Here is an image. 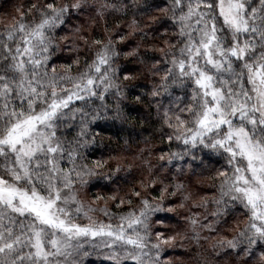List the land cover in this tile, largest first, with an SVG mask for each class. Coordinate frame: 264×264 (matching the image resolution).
Returning <instances> with one entry per match:
<instances>
[{
    "label": "snow or ice",
    "instance_id": "obj_1",
    "mask_svg": "<svg viewBox=\"0 0 264 264\" xmlns=\"http://www.w3.org/2000/svg\"><path fill=\"white\" fill-rule=\"evenodd\" d=\"M177 249L264 264V0H22L0 20V264Z\"/></svg>",
    "mask_w": 264,
    "mask_h": 264
},
{
    "label": "trees",
    "instance_id": "obj_2",
    "mask_svg": "<svg viewBox=\"0 0 264 264\" xmlns=\"http://www.w3.org/2000/svg\"><path fill=\"white\" fill-rule=\"evenodd\" d=\"M21 2L22 0H0V20H7L10 15H15V6ZM136 131L139 132V128H137ZM147 134V132L144 133V135ZM121 143H123V141H121ZM139 146L144 147L142 143ZM169 254L179 256L185 264H193V259L184 255L182 249H177L175 253Z\"/></svg>",
    "mask_w": 264,
    "mask_h": 264
}]
</instances>
